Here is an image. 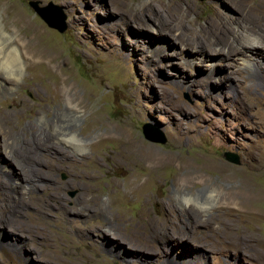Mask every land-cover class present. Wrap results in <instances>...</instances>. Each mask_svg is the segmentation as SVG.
I'll list each match as a JSON object with an SVG mask.
<instances>
[{"label":"rangeland","instance_id":"374dc122","mask_svg":"<svg viewBox=\"0 0 264 264\" xmlns=\"http://www.w3.org/2000/svg\"><path fill=\"white\" fill-rule=\"evenodd\" d=\"M29 1L62 16L65 30L47 26ZM0 21L51 57L18 79L0 68L10 85L0 88V166L11 171L0 177L25 186L29 205L19 214L0 184V264H264V53L250 62L238 55L247 42L264 45V0H0ZM213 40L238 52L211 59L203 45ZM60 78L80 100L63 133L87 145L72 168L62 162L51 175L78 216L55 205L40 215L48 183L24 157L29 149L42 157L43 146L26 143L33 136L62 132L59 115L71 107L58 100ZM142 125L165 141L145 139ZM130 141L172 163L148 182L151 163L130 164ZM183 158L195 167L190 182L178 169ZM134 180H146L143 195L129 188ZM243 185L257 202L229 200ZM168 218L175 237L159 236ZM15 233L28 240L10 252Z\"/></svg>","mask_w":264,"mask_h":264},{"label":"bare ground","instance_id":"6f19581e","mask_svg":"<svg viewBox=\"0 0 264 264\" xmlns=\"http://www.w3.org/2000/svg\"><path fill=\"white\" fill-rule=\"evenodd\" d=\"M247 16L248 15H246V17ZM19 20H21V18ZM5 26H6L5 23H2V21H0V68L2 67L3 68L2 70H5V72H7L6 75L10 74L12 77H14V79H18L21 76V73L25 69V67H28V66H30V67L34 66L35 67L36 65H40L42 63H47L46 61L51 59L49 52L46 53L45 50H42L41 47L34 45V43H32L31 41H25L24 42V41H22L21 37H17L15 39H13V34L10 33L9 31H7ZM23 27H26L25 28L26 31L35 29V27L32 25H29V23H27ZM37 33L40 34V32H37ZM262 33H264V31ZM239 34L237 35L238 39L241 38V35H239ZM244 36H245V34H244ZM256 37L257 36H255V38ZM33 38H34V36H33ZM233 38L236 40L235 36ZM250 38H252V36ZM204 39L206 41L211 40L210 38L209 39L204 38ZM251 41H252V39H251ZM212 42L214 44H222L225 46L228 45V50L224 54L223 49H217L218 48L217 46L215 48L211 44ZM212 42L210 44H207L206 47L203 45V47H204L203 52L206 51L208 54V55L206 54L207 57L209 56L211 59H214L216 56L217 57L220 56L221 58L228 60V59L233 58L234 52H238V49H236L233 45H230L229 42L220 41V40H213ZM247 43L245 44L246 45L245 47L241 48V49L245 48L244 50H242L243 53L242 52L238 53V55H242L245 58V61L250 62V60L247 59L249 57H250V59H258V55L256 56V54L261 55L264 53V45L262 43H260L259 41H256V42L252 41V43H250V44L248 43L251 46H247L248 45ZM211 45L213 47H210ZM239 45H240V43H239ZM40 46H42V45H40ZM190 49H191V47H190ZM194 52L197 53L198 49L194 48ZM203 52H202V54H203ZM204 57L206 59L205 55H204ZM2 70H0V88H4V87L9 88L10 85H9V83L5 77V74L2 72ZM255 71H258V69H255ZM57 82H56L57 83L56 90L58 92V100L59 99L64 100V102H66L70 105L72 110L70 108H66L67 110L64 108L66 111L62 112L59 115L60 119L58 121H59L60 125H58L57 127H59L62 130L61 133H57L55 136L50 137V138H46V137L45 138H41V137L37 138V137L33 136L29 142H26L29 145L34 143L36 146H43L44 149H42L43 150V152L41 154L42 157H37L35 154L36 151H32L30 149L25 152L24 157L29 164H32V165L37 164L40 166L39 169H36V168L34 170L32 169L33 174L36 177H38L40 180H43V181L48 183V185H46V187H44L43 189L48 191L49 196L44 201L45 205L42 208L40 215L41 214H44V215L49 214L50 207L55 205L56 208L63 209L66 213H69V215L71 214L73 216H78V215L82 214L80 210H73L71 208L67 209L65 201L68 200V198L65 197L64 195L59 194L58 190L60 189V187L58 186V181L53 177V175H51L52 172L59 169L60 165H58V164H60V163L62 164V162H67L68 163V164H66L67 168H69V167L72 168L73 167L72 165L74 163L73 157L75 155H81V153H83V151L85 150L86 145H87L86 140H85L86 138H83L81 136L79 137L73 133H68V134L63 133V131L65 130V127L68 126L69 123L73 122L75 117H77V115L79 113L78 106L80 104V100H78V96L76 94L75 89H73L69 84L66 83L65 78L64 79L60 78V80H58ZM76 100H78V101H76ZM130 142L128 144V151H127L128 153L133 155V157L131 156L130 164L136 165L137 162H149V163H151L150 179H146V180H148V182L152 178L160 175V171L163 170L164 168L168 167L170 165V163H172L171 160H169L167 158L160 157L158 155V153L152 152V150L148 151L147 148H144L140 143H138L136 141H132L130 144ZM57 145H60V146H57ZM5 147H8V144H5ZM65 147H69L71 149V152L68 151L67 149H65ZM170 155H172V154H170ZM63 156L66 158L63 159L62 158ZM180 160L181 161L178 162L179 163L178 169L180 171L181 170L188 171V174L185 176V178H186L185 181L186 182L192 181L195 178L194 177L195 167L193 166V163L190 162L189 158H183ZM57 165L59 167H55ZM218 165H220V168L222 169L223 166H221V164H219V163H218ZM63 166L66 167L65 164ZM2 173L9 176L11 174V171H9L8 168L5 165H3V166H0V176ZM224 175L229 176V174H227L225 172H224ZM146 180H143V181L142 180H140V181L134 180L133 182H129V188L132 186L131 190L133 192L138 193L139 195H143V191L145 190L146 185H147ZM10 183H8V181L1 179V177H0V184L4 185L2 188L3 193L5 194L6 197H8V196L11 197V196L16 195L17 200L19 202L18 206L21 205L20 207H18V210H19L18 212H19V214H23L25 212V209H27V207H29V205H27V202L24 200L25 199L24 194H26L24 192L27 191V189L25 188V186L20 185V183L15 184L13 186H12V184H14V182H10ZM8 184L10 186H8ZM179 184L180 183H178V185ZM36 187H39V186H36ZM77 187H78L79 191L80 190L83 191L85 188L83 185H79V184ZM244 189L247 192L248 188H246L245 185L239 187L238 189L236 188L235 191L233 189L231 191H229L228 192L229 200H245V201L246 200H256L255 202H257V200H259L260 197H257V193H256L257 191L250 192V194H246L244 192ZM254 190H255V188H254ZM30 194H31V192L28 193V197ZM78 194H79V196H81V192ZM92 198L93 197H91V198L87 197L86 199L89 200ZM92 200H94V199H92ZM82 202L84 203V201H82ZM22 205H25L24 208H22ZM253 207L255 208V206H253ZM85 208H86V206H85ZM93 209H94V207H93ZM246 212L249 213V211H246ZM255 214H257V212ZM161 227H162V229H159L161 231L159 233V236H162V237L163 236L164 237L165 236H170V237L174 236V234H175V222H174L173 218L166 219L163 222ZM99 231L103 233L102 229H99ZM15 234L16 235H14V237H17V239H15L14 241H13V239H11L12 242L9 245L10 247L8 246L9 247L8 250L10 252L17 250L18 248H20V249L23 248L20 246V243H23V242L28 240L27 237L22 236L21 234H17V233H15ZM103 235H104L103 238L107 239L106 236L109 234L105 233ZM14 237L11 236V238H14ZM35 238H36V236H35ZM17 242H19L18 243L19 245H17ZM114 243L117 244L119 242H114ZM117 246H118V244H117ZM5 249H7V247H5ZM119 249L120 248H118V250ZM149 249L150 250H147V251H149L151 253L156 252L155 249H153V248H149ZM125 252H127V251H125ZM128 252H130V251H128ZM132 253H134V251H132ZM19 254H21V252ZM125 254H127V253H125ZM136 254H138V252ZM141 258L139 259L140 261H141ZM143 261H145V260H143ZM21 264H25V263H21Z\"/></svg>","mask_w":264,"mask_h":264},{"label":"water","instance_id":"95a60500","mask_svg":"<svg viewBox=\"0 0 264 264\" xmlns=\"http://www.w3.org/2000/svg\"><path fill=\"white\" fill-rule=\"evenodd\" d=\"M28 5L32 8V10L45 22V24L51 28H54L58 32H62L65 30L66 25L63 22V17H53V14L48 12L49 7H37L35 2L29 1ZM142 135L145 139L152 142H164L165 138L163 135L153 134L146 125H142L141 127ZM223 157L225 160L232 163H239L238 156L234 152L224 151Z\"/></svg>","mask_w":264,"mask_h":264}]
</instances>
